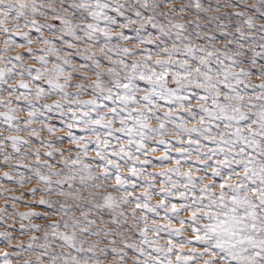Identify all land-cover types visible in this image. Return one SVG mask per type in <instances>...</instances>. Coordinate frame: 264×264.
Wrapping results in <instances>:
<instances>
[{
    "label": "snow or ice",
    "instance_id": "6c2138e0",
    "mask_svg": "<svg viewBox=\"0 0 264 264\" xmlns=\"http://www.w3.org/2000/svg\"><path fill=\"white\" fill-rule=\"evenodd\" d=\"M0 201V264H264V0H0Z\"/></svg>",
    "mask_w": 264,
    "mask_h": 264
},
{
    "label": "rangeland",
    "instance_id": "374dc122",
    "mask_svg": "<svg viewBox=\"0 0 264 264\" xmlns=\"http://www.w3.org/2000/svg\"><path fill=\"white\" fill-rule=\"evenodd\" d=\"M3 202L2 201H0V204H2ZM22 211L24 210V209H21Z\"/></svg>",
    "mask_w": 264,
    "mask_h": 264
}]
</instances>
